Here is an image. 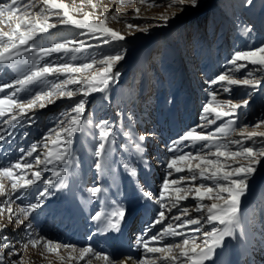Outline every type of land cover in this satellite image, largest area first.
<instances>
[{"label": "rangeland", "instance_id": "374dc122", "mask_svg": "<svg viewBox=\"0 0 264 264\" xmlns=\"http://www.w3.org/2000/svg\"><path fill=\"white\" fill-rule=\"evenodd\" d=\"M64 2L71 4L73 0ZM75 2L79 4L80 0ZM166 4L167 0H156L155 6L139 4L137 0L123 2L100 0L95 18L103 19L100 12L105 7L108 8L110 15L107 26L123 34L126 37L124 41H110L105 44L103 40L106 37L99 33L93 36L87 30L58 25L49 34L30 42L36 47H47L52 42L75 39L91 45L83 52L75 53V60L71 59V53L67 56L63 53H54L46 58L55 63L79 64L86 62L91 56L114 54L120 50H124L125 58L114 69L119 71V77L109 83L105 93H93L84 97L86 109L83 119L91 120L92 123L85 132L77 133L74 137L73 163L69 168L66 186L70 188V195L72 191L77 195L69 197L65 188H48L50 194L41 198L42 207L32 212L22 225L15 222L17 218L24 219L23 213L18 211L19 208L36 202L38 191L48 187L43 183L44 180L52 179L54 183H58L60 179L53 177L52 170H59L62 165L58 162L36 165L34 156L40 154L41 159H44V153L47 151L44 147L47 143L44 140L45 135L49 129L56 127L58 121L63 119L62 114L68 112L74 101L81 97L77 95L73 100L54 97L55 103L43 109L37 106L27 116L19 118L14 127L0 121V132L6 137L0 140V166L15 163L23 155L25 161L33 164V168L25 169L22 175L31 177L32 172L36 170L42 173L37 184L15 193L12 192L9 182L4 181L9 195L0 196V207L6 209L8 205L4 204V201L8 200L13 212L11 222L7 211L0 215V225H7L0 232V256L3 257V264H9L11 260H19L21 257L25 264H76L67 259L69 250L62 247L59 249V256L47 252L42 246L33 248L29 245L25 249L24 245L28 244L35 230L56 234V238L60 240L53 241L61 246L72 244L79 249L90 245L96 252L108 254L113 264H120V261H125V264H137L140 259L152 256L142 247L144 239L162 231L168 223L174 227L180 223L172 219V216L180 215L177 208H173L171 212L167 210L172 202L169 194L161 201L166 205L164 209H160L157 201L160 200V192L166 178L179 180L181 177H190L192 173L186 169L180 173L168 169V161L174 155L188 152L204 154L209 150L202 148L205 143L202 141L174 143L183 133L191 129L203 133L214 132L220 124L233 120L235 131L228 137H221L219 143L227 144L228 149L232 151H238L244 146L254 148L264 146V138L247 139L240 135V130L245 126L248 132H264V126L255 127V124L264 118V72L256 71L257 66L243 61L238 63H247V67L235 72V66L229 63L236 51H250L264 46V0H251L250 3L248 0H199L198 7H187L182 13L176 8H168ZM137 7L140 8L139 15L134 11ZM117 10L120 13L119 17L111 18ZM84 11L93 10L86 6ZM173 12H177V16L170 19L167 26H163L158 17L162 14L171 16ZM77 18H82V13L77 14ZM52 22H57V18L53 17ZM129 24L138 27L129 28ZM21 51L25 57L29 56L23 49ZM96 70H99V66L93 69ZM144 71L150 74L149 78H142ZM249 71H253L255 77L261 81L259 87L255 89L232 85L231 91L225 92L223 91L225 85L209 83L223 72H230L236 78H243ZM17 75L7 66L0 65V84L11 82ZM66 78L49 76L47 84L30 86L29 93L21 92L17 96L27 97L31 92L47 88L51 83ZM11 91L12 89H6L5 93ZM213 91L217 93V100L220 102L232 100L233 103H238L242 99H249V105L236 110L232 117H223L215 124H208L207 119H202L204 115L202 109ZM3 95L4 93H0V96ZM208 118L214 117L210 115ZM104 120L109 121L117 135L114 137L115 143L106 153L103 171H98L95 168L98 158L94 155L95 148L100 142L99 129L96 125ZM126 131L131 132L135 142H139L140 135H145L146 139L141 142L142 152H138L135 144L123 135ZM237 139L241 141L240 145L230 143L231 140ZM32 143H38V152L34 153L33 157L20 152L21 148L28 149ZM170 148L174 151H169ZM211 150L215 151L214 148ZM226 163L243 164L247 161L241 158L236 162ZM131 169H135L134 176L130 174ZM200 183L212 185L213 181L202 180L197 174L195 184ZM94 186L103 189L98 197H92L88 192V189ZM180 186L192 185L186 182ZM143 191L151 192L153 198H145ZM17 196L20 198L17 199ZM196 203L198 201L190 197L187 201L180 202L178 207H187L192 217L206 215L195 212ZM117 205L125 206L128 213L118 230L119 236L114 235L110 240L107 234L106 236L103 234L111 231H103V226H98L97 222L91 220V216L97 211L110 212ZM144 209L148 216L141 220ZM160 210L165 211L166 221L162 225L152 227L145 235ZM130 217L124 235L123 225ZM240 217L241 226L237 229L236 236L227 238L224 247L218 248L215 256L206 264H238L241 261L242 264H264V160L256 165L249 191L242 200ZM186 218L181 217L182 220ZM74 220L78 222L80 232L77 228L69 231L68 224ZM213 226L222 227L218 224H202L198 233L192 231L196 226L178 228V231L201 242L204 239L203 232L210 231ZM96 230H102L103 233ZM2 237H6L7 240H3ZM83 237H90L93 243L86 244ZM68 239L72 241L68 242ZM181 239L182 237H164L161 243H175ZM4 243L14 247L19 255L9 257V249L3 247ZM115 249H118V254L111 257V251ZM236 254L241 257H237L239 255ZM60 256L65 259L61 261ZM87 259H92V264H103V261L96 260L91 254ZM86 260L79 261L78 264H86Z\"/></svg>", "mask_w": 264, "mask_h": 264}, {"label": "snow or ice", "instance_id": "6c2138e0", "mask_svg": "<svg viewBox=\"0 0 264 264\" xmlns=\"http://www.w3.org/2000/svg\"><path fill=\"white\" fill-rule=\"evenodd\" d=\"M137 2L149 6H155L156 4V0H137ZM248 2L250 3L251 0H248ZM99 3L100 0H80L79 4L75 0L71 4L65 3L64 0H10V2L4 0V2H0V65H5L18 74L17 78L11 82L0 84V93H4L3 96H0V121L9 127H14L19 122V118L27 116L37 106L43 109L47 105L55 103V99L67 98L73 100L77 95L81 97L79 100L74 101L68 112L62 114L63 119L58 121L56 127L49 129L45 135L44 140L47 143L44 144V147L47 151L44 153V159H41L40 154L34 156L36 165H49L56 162L62 165L59 170H52L53 177H60V179L58 183H54L52 179L43 181L48 187L43 191H38L36 202L19 208L18 211L23 213L24 219L17 218L15 222L18 225L24 224V220L28 219L32 212L42 207L41 198L50 194L48 188H64L67 186L69 168L73 163L74 137L77 133L85 132L92 123L91 120L83 119L86 109L84 97H88L93 93H105L109 83L119 77V71H114V69L125 58L124 50H120L114 54H104L99 57L91 56L87 58L86 62L79 64L55 63L46 58L51 57L54 53H63L65 56L71 53V59L75 60V53L83 52L91 45L75 39L52 42L47 47H36L30 42L35 41L44 34H49L58 25L87 30L93 36L99 33L101 36L106 37L103 40L105 44L110 43V41H124L126 37L123 34L107 26L110 15L108 8L105 7L100 12V15L104 17L103 19L95 18ZM198 3L199 0H167L166 6L176 8L179 13H182L187 7H198ZM86 6L93 11H84ZM134 11L139 15L140 8L137 7ZM81 13L82 18H77V14ZM177 14V12H173L171 16L162 14L158 19L163 26H167L169 20L174 19ZM119 15L120 13L117 10L111 18L116 19ZM53 17L57 18V22H52ZM128 27L138 26L129 24ZM139 30L145 31V29ZM21 49L29 53V56L25 57ZM242 61L257 66L256 71L264 72V46L250 51H236L229 63L234 65V71L238 72L240 69L247 67V63H238ZM96 66H99V70L93 71ZM49 76H66L67 78L51 83L47 88L31 92L27 97L18 98V93H29L30 86L47 84ZM209 83L225 85L223 91L230 92V86L232 85L255 89L259 87L261 81L255 77L253 71H249L244 74L243 78H236L230 72H223ZM69 85L73 87L69 88ZM6 89H12L11 93H5ZM210 97L202 109L204 114L202 119H207L208 124H215L217 120H221L223 117L234 116L236 110L248 106L250 102L249 99H242L238 103H233L232 100L220 102L217 100V93L214 91L210 93ZM210 115L214 118L209 119L208 116ZM233 124L234 121L229 120L227 123L217 126L214 132L208 133L191 129L183 133L174 142L179 144L181 142L202 141L205 142L202 148H208L209 150L204 154L188 152L174 155L168 161V169H174L177 173L184 172L186 169L192 173L190 177H181L179 180L166 178L163 181L160 200L157 201L160 204V209H164L166 205L161 201L165 199L166 194H169L172 202L167 210L171 212L173 208H177L180 215H174L172 219L180 223L175 227L168 223L162 228V231L144 239L142 247L146 253L152 254V256L140 259L137 264H206L215 256L218 248L224 247L227 238L236 236V231L241 226L242 200L249 191L250 180L256 172V165L264 160V146L260 148L244 146L239 148L238 151H232L228 149L227 144L219 143L221 137H228L230 133L235 131ZM261 126H264V118H261L255 124L256 128ZM96 127L99 129L100 142L94 151L95 157L98 158L95 162V168L98 171H103L106 153L115 143L114 137L117 133L113 131L107 120L97 124ZM4 131L6 132L7 129H4ZM123 135L135 144V149L138 152H142L141 142L146 139L145 135L138 137L139 142L133 140L131 132L126 131ZM240 135L247 139L264 138V132H248L247 126L240 130ZM5 138L3 132H0V140ZM230 143L240 145L241 141L238 139L231 140ZM49 144L51 147H49ZM212 148L215 151H212ZM169 151H174V149L170 148ZM20 152L28 157H33V154L38 152V143H32L28 149L21 148ZM241 158L247 163H226V161L236 162ZM32 168L33 164L25 161L23 155L15 163L0 166V196L9 195L4 183L5 180L9 182L13 193L19 192L21 189H29L37 184L42 176L40 170L33 171L31 177L22 175L25 169ZM130 174L134 176L136 174L135 169H131ZM197 174L202 180L213 181V184L200 183L196 185ZM186 182L192 186H180ZM102 191L103 189L99 186L88 189L92 197H98ZM142 194L145 198H153L151 192L143 191ZM190 197L198 201L194 208L195 212L206 213V215L192 217L189 215L187 207H178L180 202L187 201ZM19 198L17 196V199ZM204 201H210V203H204ZM4 204L8 207L6 209L0 207V215L7 211L11 222L13 209L8 200H5ZM127 213L128 209L125 206L117 205L107 213L103 211L95 212L91 216V220L97 222L98 226L102 225L105 231H118ZM182 216L187 218L182 220ZM166 219L165 211H158L157 217L150 228L146 230L145 235L152 227L164 224ZM202 224H218L222 227L213 226L210 231H204V239L201 242H197L195 237L185 236L183 232L178 231V228L196 226L192 228V231L198 233L201 231L200 226ZM6 227L7 225H0V232ZM164 237H182V239L179 242L162 244ZM2 239L7 240L6 237H2ZM151 244H161V246H150ZM29 245L33 248L42 246L47 252L56 253L58 256L61 247L68 249L67 259L76 262V264L79 261H85L90 254L96 260L103 261V264H113L107 254L96 252L91 246L79 249L72 244L61 246L56 241L39 235L36 238H31L28 244L24 245V248L26 249ZM3 247L9 249V257L19 255L14 247L8 243H4ZM60 259L63 261L65 257L60 256ZM0 264H3L2 256H0ZM9 264H25V262L21 257L19 260H11ZM86 264H92V259H87ZM120 264H125V261H120Z\"/></svg>", "mask_w": 264, "mask_h": 264}, {"label": "bare ground", "instance_id": "6f19581e", "mask_svg": "<svg viewBox=\"0 0 264 264\" xmlns=\"http://www.w3.org/2000/svg\"><path fill=\"white\" fill-rule=\"evenodd\" d=\"M254 7V6H253ZM225 26H227V24L225 23ZM217 31V30H216ZM211 32V31H210ZM150 77V74L148 73L147 74V71H144V73H143V76H142V78H149ZM93 96H91V100L93 99L92 98ZM74 144V143H73ZM74 146V145H73ZM74 148V147H73ZM68 181V180H67ZM69 183V182H68ZM71 183V182H70ZM72 184V183H71ZM79 186V185H78ZM71 187V186H70ZM73 187V186H72ZM65 188V191H66V193H68L69 194V197L71 196V195H77V194H73V191H72V194L70 195V188L69 187H64ZM63 190V189H62ZM75 190V189H74ZM77 193V192H76ZM65 196V195H64ZM72 197V196H71ZM74 198V197H73ZM72 198V199H73ZM65 199V198H64ZM70 200V199H69ZM68 200V201H69ZM67 201V200H66ZM70 202V201H69ZM69 202H67V203H69ZM71 203V202H70ZM72 205V204H71ZM71 207V206H70ZM70 210V209H69ZM73 212V211H72ZM75 213V212H74ZM67 214V213H66ZM142 216H141V220H145L146 218H147V216H148V214H147V212H146V210L144 209L143 211H142V214H141ZM54 217V216H53ZM73 217V216H72ZM66 219V218H65ZM68 219V218H67ZM71 219V218H70ZM130 219H131V217L128 219V221H126V222H124L125 224L122 226L123 227V231L124 232H122V234L124 233V235H125V232H126V229H127V227L129 226V223H130ZM59 221V220H58ZM67 223V222H66ZM147 223V222H146ZM147 227V226H146ZM68 228H69V231H73V230H75L76 228H77V230L79 231L80 230V227L78 226V222L76 221V220H74V221H70L69 222V224H68ZM102 228V227H101ZM62 229V228H61ZM67 229V228H66ZM145 230V229H144ZM64 231V230H63ZM97 231V230H96ZM99 231V230H98ZM97 231V232H98ZM103 231H104V229H103ZM80 232V231H79ZM78 232V233H79ZM103 233L102 232V230H100L99 231V233ZM111 232H113V231H111ZM111 232L109 233V235H108V233H104L103 235H105L106 236V234H107V238H109L110 240L113 238V236L114 235H116V237H118L119 236V233H118V231L117 230H115L114 231V233L113 234H111ZM144 232V231H143ZM96 233V232H95ZM62 234V233H61ZM74 234H76V232H74ZM73 234V235H74ZM44 236V237H46V238H48V239H51V240H56V241H58L59 242V238H56L57 237V235L55 234H53V233H49V232H44V231H37V230H35L34 231V233H33V235H32V237L31 238H36L37 236ZM78 235V234H77ZM79 235H80V233H79ZM91 235H93V234H91ZM91 235H89V236H91ZM97 235V234H96ZM100 235V234H99ZM29 237V236H28ZM84 238V237H83ZM115 238V237H114ZM28 239V238H27ZM85 240H86V244H92L93 243V241H92V239L90 238V237H85L84 238ZM95 240V239H94ZM114 240V239H113ZM72 240H69L68 239V242H71ZM75 242H77V241H75ZM75 242H72V243H75ZM67 243V242H66ZM90 246V245H89ZM117 247V246H116ZM63 248V247H62ZM239 248V247H238ZM218 250V249H217ZM118 249H115L114 251H111L112 253L110 254V256L111 257H115L117 254H118ZM239 251V250H238ZM221 253H222V251H220ZM108 255V254H107ZM236 255H239V254H236ZM222 256V255H221ZM237 257H241V255H239V256H237ZM239 259V258H238ZM217 261V260H216ZM236 261V260H235ZM239 261V260H238ZM234 262V261H233ZM234 264V263H233ZM238 264H242V261L241 262H239Z\"/></svg>", "mask_w": 264, "mask_h": 264}]
</instances>
